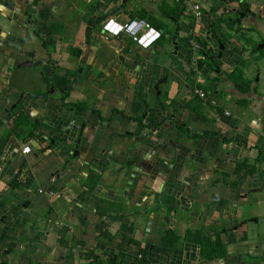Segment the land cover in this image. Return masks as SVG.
I'll use <instances>...</instances> for the list:
<instances>
[{
  "label": "crops",
  "instance_id": "crops-1",
  "mask_svg": "<svg viewBox=\"0 0 264 264\" xmlns=\"http://www.w3.org/2000/svg\"><path fill=\"white\" fill-rule=\"evenodd\" d=\"M12 1L0 44L34 56L0 47L15 58L0 59V264H264V74L248 61L264 0H201V18L176 0ZM111 17L162 36L107 37Z\"/></svg>",
  "mask_w": 264,
  "mask_h": 264
},
{
  "label": "built area",
  "instance_id": "built-area-1",
  "mask_svg": "<svg viewBox=\"0 0 264 264\" xmlns=\"http://www.w3.org/2000/svg\"><path fill=\"white\" fill-rule=\"evenodd\" d=\"M177 2L187 3L191 2L195 17L201 18L203 14V5L201 0H176ZM103 30L109 36H118L121 34H127L142 48H150L161 38L162 32L153 27L149 22L144 19L136 18L131 19L128 22H120L115 18H108L103 22ZM202 97H206V94L200 91ZM226 114H230L228 111ZM31 150L29 146H26L23 152L27 153ZM143 258V255L140 254Z\"/></svg>",
  "mask_w": 264,
  "mask_h": 264
},
{
  "label": "water",
  "instance_id": "water-1",
  "mask_svg": "<svg viewBox=\"0 0 264 264\" xmlns=\"http://www.w3.org/2000/svg\"><path fill=\"white\" fill-rule=\"evenodd\" d=\"M0 3H3L6 7H9L10 9H12V10H14L15 8H16V4L12 1V0H0ZM15 11V10H14ZM10 14V17H13L12 16V14L13 13H9ZM14 17H17L16 15H14ZM243 17V14H241V18ZM241 18L240 19H238L237 21H241ZM3 45L5 46V47H13L15 50H16V52H18V53H25V54H30V56L32 55L31 53H29L28 52V50L27 49H24L23 48V45L21 46V45H12L11 43H9L8 41H2L1 42V44H0V47H3ZM221 49H223V46L221 47ZM14 55V54H13ZM12 55V52H6V51H3V50H1L0 49V59H1V61H3V59L2 58H5V59H9V57L11 56V58H14V56ZM32 56H34V54L32 55ZM220 57H221V54H220ZM15 59V58H14ZM28 62H30V64L32 65V61H28ZM23 65H25V64H27V63H22ZM6 69H8V70H10L11 71V68L9 69V68H7L5 65H1V71L0 72H4V71H7ZM166 143H172V144H179V142L178 141H175V140H173V139H168L163 145H165ZM162 145V144H161ZM190 198H192L191 196H188V195H186V197H185V199L186 200H189L190 202H191V206L190 207H192L193 206V208L195 207V205H196V203L193 201H191L190 200ZM194 204V205H193ZM177 206V205H176ZM160 207H163V208H165V209H167V208H170V207H173V206H171V205H169V204H164V203H161L160 204ZM175 207V206H174ZM178 208L179 207H176L175 208V211H174V215H173V219H179V218H181L182 217V215L185 213V212H187V210H181L182 211V213H180V212H178L179 210H178ZM159 209L160 208H157L156 210L157 211H159ZM157 214H159L158 212H156ZM140 217V215H138V218ZM165 219H166V221L168 222V223H170V221H171V219H170V217L169 216H166L165 217Z\"/></svg>",
  "mask_w": 264,
  "mask_h": 264
},
{
  "label": "rangeland",
  "instance_id": "rangeland-1",
  "mask_svg": "<svg viewBox=\"0 0 264 264\" xmlns=\"http://www.w3.org/2000/svg\"><path fill=\"white\" fill-rule=\"evenodd\" d=\"M206 3V2H205ZM204 5V4H203ZM206 5H208L207 3H206ZM3 24V23H2ZM250 30H246L245 31V33L246 32H249ZM252 35H254L253 37L255 38V40H257L256 42H257V47L259 46V45H261L263 42L260 40V37H259V35L258 34H256V33H252ZM260 55H262L261 53H259ZM249 62H251V63H253V64H256V66H259V69H260V71L262 72V74H264V58H262V57H251V58H249V60H248ZM252 68V67H251ZM259 69L257 70V68L255 67L254 69H253V72L256 70V74H255V77L257 78V73H258V71H259ZM255 73V72H254ZM30 76L33 74V73H28ZM263 77H264V75H263ZM249 211L251 210V208H249L248 209ZM145 264V263H144Z\"/></svg>",
  "mask_w": 264,
  "mask_h": 264
},
{
  "label": "trees",
  "instance_id": "trees-1",
  "mask_svg": "<svg viewBox=\"0 0 264 264\" xmlns=\"http://www.w3.org/2000/svg\"><path fill=\"white\" fill-rule=\"evenodd\" d=\"M218 245H219V244H218ZM214 248H215L216 250H220V252H218V254H216V256H217V255H220V256H221V255H224V253H223L224 251H223V249H222L221 246L217 247V246L215 245ZM221 251H223V252H221ZM211 253H213V252L211 251Z\"/></svg>",
  "mask_w": 264,
  "mask_h": 264
}]
</instances>
